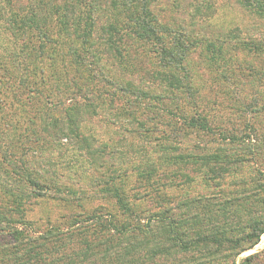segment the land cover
I'll use <instances>...</instances> for the list:
<instances>
[{"label": "rangeland", "instance_id": "rangeland-1", "mask_svg": "<svg viewBox=\"0 0 264 264\" xmlns=\"http://www.w3.org/2000/svg\"><path fill=\"white\" fill-rule=\"evenodd\" d=\"M26 1L39 3V0ZM61 1L59 0L60 3ZM149 1L152 2L150 10L154 12L159 21L169 30L175 31L178 36L181 34L186 36L184 42L188 49L184 65L185 70L190 74L188 81L196 91V96L198 97L199 94L204 101H211V106L215 103L216 109L213 110L215 112L217 110L228 112L234 107L239 113L245 112L243 108L246 107H242L241 103L231 101V91L234 88L236 90L234 93L237 94L239 101L245 103V106H251L253 102H257L256 105L260 111L254 116L252 113L246 114V117L256 121L259 129L264 131V18H258L245 11L236 0ZM96 14L94 18L96 27L92 40L95 42L92 54L96 56V60L91 63V67L82 65L79 68L82 74L75 73L73 51L81 50V40L74 42L71 38L63 37L67 43L64 47L56 46L57 52L53 53L54 59L50 56V49H46L45 55L39 57L37 66L45 71L46 87L44 90L48 92L47 98H42L38 104L31 107L30 110L34 112L26 115L23 108L17 107V101H21V105L25 106L27 99L34 94L29 92L26 86L22 87V96L0 101V130L4 129L3 132L8 133V139L15 130L23 135L13 144L12 156L15 160H22L26 163L30 173L47 189L44 190L43 195L41 194L42 196L37 197L35 193L40 190L36 188L27 186L16 188L11 178V171L3 164L0 157V213L8 206L5 201V190L15 191L28 197L23 203V212L8 214V218H12L9 221H12L16 228L27 233L24 237H46L45 233L49 232L51 244H54L51 249L56 251L55 257L63 253L73 258L74 254L81 253L83 237L87 240L95 236L105 237L107 223L100 222L94 225V221L87 222V215H96V218L101 219L102 222L110 219L118 223L127 221L114 197L102 190V184L106 181L115 179L110 184L112 189L119 188L124 201L136 213L140 210L146 211L147 213H141L146 216L148 213L151 214L150 212L166 210L182 220L181 218L186 216L191 218L192 213L197 212L195 207L186 211L184 208L186 201L194 198L204 201L206 198L215 196L216 193L219 195L218 193L223 194L226 191L234 196L233 191L239 189L235 188L234 182L247 179L246 177L255 174L253 169L246 166L240 174H233L222 179L217 188L211 185V180H207L204 175L198 173L193 175L194 181L180 183L181 178L178 175L190 166L168 163L166 159L171 155L179 154L185 147L197 144L196 140L198 139L199 142L200 137L192 133L189 138H183L185 141L176 138L172 143V149L164 151L161 146L169 142L165 141L166 138L162 136L161 131L165 130L169 133L170 124L177 120L170 121L169 126L166 125L168 120L165 118L161 122L149 123L147 126L155 125L159 129L158 132L142 133L141 136L137 130L140 128L137 120H143V116H140L138 109L133 111L135 115L133 119L115 114L114 111L130 109L128 104L130 99L137 101L139 98V102L148 101L160 108H169L172 115L166 113L168 117L175 116L182 119L184 118L183 113L191 115L190 105L181 94L179 95L180 101L163 98L158 105L152 99L161 96L162 91L157 90L160 89L157 85L146 87V84L151 83L146 73L142 74L144 82L141 84V89L144 87L143 90L147 95L137 98L126 96L117 85H129L130 83L137 85L138 82L132 75L133 69L137 68L146 72L145 70L156 67L154 64L157 60L151 54L152 58H147L149 59L147 61L144 58L146 48L141 47V44L134 45V50L130 53L133 59L129 63L134 64L132 69V66H125L123 62L115 59L113 51L111 53L107 43L101 40L103 36L105 37L102 27L107 15L102 12L99 17ZM228 36L234 37L235 40L228 43L221 42ZM169 39L170 36H167V40ZM166 44L169 45V43ZM125 45L126 50L130 49L129 41H125ZM255 45H262V47L259 46V52L252 50ZM48 46L49 44L46 47ZM68 47L70 50H67ZM13 48L9 36L0 30V55L7 58L15 53L17 55ZM9 58L12 57L9 56ZM91 69L93 72H90ZM97 69L99 72L96 71ZM64 70L67 71L66 78L79 84L80 90L77 91L76 98L72 92L62 93L61 86L56 84L55 74ZM90 75L93 80L106 77L110 81L108 84L117 86L116 95L111 97V106H107V101H101L103 103L94 108L89 107V102H85V100L96 101L89 93L81 94L86 89L84 83L87 78L90 79ZM28 79L32 81L29 77ZM228 79L236 86L232 87ZM83 80L84 83H82ZM103 84L106 83H101ZM91 89L96 91V88ZM111 89V86L107 87V90L111 91ZM163 94L164 97L168 96L164 92ZM72 97L73 100L70 102L69 99ZM74 101L78 103L77 110L70 112L68 109L65 115L75 113L72 116L70 114V117L76 119L77 122L80 121L76 122L80 132L90 138L84 147L78 144L77 139H64L62 135L67 133L69 126L65 118L58 113L60 109L64 111L74 104ZM246 117L243 116L240 120ZM7 119H10L8 123H11L13 127L8 128L6 125H1ZM46 122L47 133L41 130L44 129ZM1 143L3 146L0 147V151L5 148L6 139L3 138ZM207 146L211 144L208 143L205 147ZM262 159L259 157L257 169H264V162H260L263 161ZM69 191L73 193L69 195ZM209 213L213 215L215 211L210 210ZM146 219L138 223L136 221L132 225L142 227H137V229L145 234L143 230L147 227ZM179 229H185L184 231L190 236L198 231V226L190 220L188 224H181ZM153 232L158 235L159 226L154 225ZM3 237H9L8 229L0 226V239L2 240ZM262 248H264V235L253 250L244 253L241 257L255 253ZM149 253L151 254L142 249L132 250V258L128 264H149L147 260L151 256ZM90 255L91 252L88 251V256ZM88 260L90 262L84 259L82 264H109L108 261L101 260L97 256H91ZM112 264L122 263L116 260L112 261Z\"/></svg>", "mask_w": 264, "mask_h": 264}, {"label": "trees", "instance_id": "trees-1", "mask_svg": "<svg viewBox=\"0 0 264 264\" xmlns=\"http://www.w3.org/2000/svg\"><path fill=\"white\" fill-rule=\"evenodd\" d=\"M236 1L245 11L258 18H264V0ZM151 3L149 0H62L61 3L59 0H39V3L32 1L28 3L26 0H0V30L9 36L13 49L17 52V55L16 53L9 55L12 58L0 55V101L22 96V87L26 86L27 90L34 94L27 99L25 106L21 105V101L16 103L17 107L23 108L26 115H31L34 112L30 110L31 107L38 104L42 98H47L48 92L44 90L45 71L37 66L39 57L45 55L46 49H50V56L54 59L53 53L57 52L56 46L64 47L67 43L64 38H71L74 42L81 40V50L73 51L75 73L82 74L79 70L82 65L91 67V63L96 60V56L92 54L95 45L92 41L96 27L94 18L96 13V16L100 17L103 12L107 16L103 20L102 27L105 37L103 36L101 40L107 43L111 53L113 51L115 59L123 62L125 66H132V69L134 64L129 63L133 59L130 53L134 50V45L141 44V47L146 48L144 58H152L150 55L153 54L157 60L154 64L156 67L145 70L146 72L137 68L133 69L132 75L135 76L138 84L117 85L120 90L126 96H133V98L145 97L147 93L144 92V87L141 89V84L144 82L142 74L146 73L147 79L151 81L150 84H146V87L157 85L160 88L157 90L162 91L161 96L152 99L154 102L159 105L163 98L180 101L181 94L192 110L191 115L183 113L182 119L175 116L168 117L167 114L172 115L169 108H160L148 101L139 102L137 98V101L130 99L128 103L130 109L125 111L119 109L114 111L115 114L133 119L135 117L133 111L138 109L140 116H143V120H137L140 127L137 130L141 136L142 133L158 132L159 129L155 125L147 126L149 123L167 119L166 125L169 126L170 121H179V123L172 121L169 133L165 130L161 131L162 136L166 138L165 141L169 142L161 146L164 151L172 149V143L176 138L184 140L192 133L200 137L199 142L198 139L196 140L197 144L185 147L179 154L171 155L166 159L168 163L190 166L178 175L181 178L180 183L194 181L193 175L198 173L204 175L207 180H211V185L217 188L222 179L233 174H240L246 166L253 169L255 174L252 175L250 172L251 175L246 177L247 179L234 182L235 188H239L233 191L234 196L226 191L223 194L218 193L219 195L216 193L215 196L206 198L204 201L199 198L186 201L185 210L190 211L195 207L197 212L192 213L191 218L186 216L181 218L182 220L166 210L150 212L151 214L148 213L146 216L141 214L147 213L146 211L140 210L136 213L122 198L121 190L116 187L112 189L110 184L115 179L106 181L102 184V190L114 197L127 221L118 223L110 219L102 222L101 219L96 218V215H87V222L94 221V225L100 222L107 223L108 228L106 229L105 226V237L95 236L88 240L83 237L82 251L74 254L73 258L63 253L55 257L56 251L51 249L54 244H51L49 232L45 233L46 237H24L27 233L16 228V225L9 221L12 218H8V214L13 212L21 214L23 203L28 197L15 191L5 190V201L8 206L0 213V226L8 229L9 237L0 239V264H82L84 259L90 262L88 259L91 256H97L101 260L108 261L109 264L116 260L122 264H128L132 258L131 252L135 249L151 252L149 253L151 256L147 258L149 264H264V248L241 257L244 253L253 250L264 235V169H257L259 157L263 158L260 162H264V131L259 129L256 121L246 117L249 113L254 116L260 111L257 108V102H253L251 106H245L244 102L239 101L237 94L234 93L236 90L233 88L231 101L241 103L242 107H246L243 108L245 112L239 113L235 110L236 107L228 112L219 110L215 112L213 111L216 109L215 103L211 106V101H204L199 94L197 97L196 91L188 81L190 74L185 70L184 65L188 49L184 42L186 36L184 34L178 36L175 31L169 30L159 21L150 10ZM167 36H170L169 40ZM233 40H235L234 37L228 36L221 42L228 43ZM125 41L130 42L128 50H126ZM37 44H39L38 47ZM48 44L49 46L46 47ZM154 46L157 48L155 49ZM259 46L262 47V45H255L252 50L259 52ZM67 50H70V47ZM96 71L99 72L98 69ZM66 72L64 70L55 74L56 84L61 86L62 93L72 92L76 98L77 91L80 90L79 84L66 78ZM90 72H93L92 69ZM28 77L32 81H29ZM228 80L231 84L230 79ZM101 83L106 84L101 85ZM108 83L110 81L106 77L93 80L90 75V79H86L84 83L86 89L81 94L89 93L96 100H85L89 102V107L95 108L103 103L101 101H107V106H111V97L116 95L118 88ZM163 85L165 88L162 89ZM108 86H111V91L107 90ZM231 86L236 85L232 83ZM91 88H96V91H92ZM163 92L168 96L164 97ZM69 100L72 102L73 97ZM77 104L74 101V104L64 111L60 109L58 114L65 118L69 126L67 133L62 134L63 138L70 140L75 138L78 144L84 147L90 138L80 132L79 125L76 124L77 120L70 117V114L72 116L75 113L65 115L68 109L70 112L77 110ZM243 116L247 119L241 121ZM9 120L3 121L1 125L13 127L11 123H8ZM46 128L47 122L41 130L47 133ZM3 130H0V147L3 146L1 143L3 138L6 139V145L0 151V157L3 164L11 171V178L16 188L24 186L36 188L40 191H37L35 195L42 196L47 190L46 186L39 183L30 173L26 163L15 160L12 156L13 144L23 135L15 130L8 139V133L6 134ZM208 143L211 146L205 147ZM71 193L73 191H69L68 194L71 195ZM210 210H214L215 213L212 215L209 213ZM144 218H147V227L143 230L145 234L137 229L142 227L132 225L136 221L141 222ZM190 220L198 226V231L189 236L185 229H179V226L190 223ZM154 225L159 226L158 235L153 232ZM88 251L91 252L90 256Z\"/></svg>", "mask_w": 264, "mask_h": 264}]
</instances>
